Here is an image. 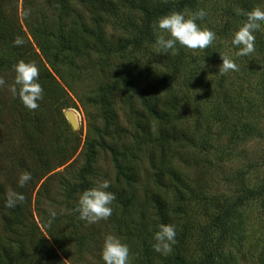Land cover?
<instances>
[{
  "label": "rangeland",
  "instance_id": "obj_1",
  "mask_svg": "<svg viewBox=\"0 0 264 264\" xmlns=\"http://www.w3.org/2000/svg\"><path fill=\"white\" fill-rule=\"evenodd\" d=\"M70 1L88 23V11ZM110 1L116 7L105 19L103 30L110 52L94 45L78 54L65 52L56 60L52 50L49 59L41 56L28 31L39 22L57 38L75 22L74 14L64 18L61 31L56 21L60 7L55 0H30L26 9L22 0H0V78L6 82L0 86V182L17 184L24 171L32 177L27 188L17 186L13 190L22 194L30 190L31 221L28 219L12 240L16 236L18 242L22 237L25 240L27 264H60L57 259L64 264H103L100 248L104 235L113 233L125 240L123 232L114 230L110 217L94 224L80 220L74 211L79 194L72 198L67 194L81 178L89 188L105 179L112 184L119 167L129 161L126 157L115 162L107 151L98 148L92 161L87 155L86 141H95L104 126L98 106L101 98L113 102L117 118V123L106 129L107 138L121 130L124 144L134 151L139 165L132 228H138L143 238L153 235L160 225L152 205L153 193L159 187L154 177L157 167L149 153L153 147L137 144L133 112L139 109L137 90L154 83L162 102H176L172 113L188 134L185 140L165 144L172 155L166 170L173 178V187L166 192L177 209L178 226L173 250L156 264H176L181 257L177 244L187 264H264V31L255 34V52L249 57H236L231 44L245 20L242 13L256 7L264 9V0H196L183 12L205 10L206 16L197 23L213 31L216 38L202 50L177 45L175 54L156 50V37L167 34L156 29L155 21L150 36L139 39L142 45L133 53L132 42L138 40L144 15L128 4L120 5L119 0ZM150 1L160 8L181 0ZM17 37L23 41L18 46L13 43ZM49 45L54 47V42ZM124 46L125 51H121ZM220 56L234 60L236 69L220 75ZM39 58L60 87L40 84L43 94L39 106L30 110L9 93L8 85L14 78L13 64L34 62L39 70ZM175 58L180 66L173 70ZM203 61L205 67L201 68ZM161 76L167 78L166 85H161ZM67 110L76 118V130L64 117ZM153 128L156 130V124ZM38 153L48 166L56 164L55 175L42 177L44 163L38 160ZM63 160L66 163L59 166ZM87 166L89 171L84 170ZM42 184L46 190L39 195ZM36 200L47 214L50 210L57 214L54 234L63 255L56 246L44 252L40 245L44 232L38 226L33 205ZM111 206L120 210L116 200ZM151 243L152 237L148 245ZM140 247L141 242L132 246L137 255H146Z\"/></svg>",
  "mask_w": 264,
  "mask_h": 264
},
{
  "label": "trees",
  "instance_id": "obj_2",
  "mask_svg": "<svg viewBox=\"0 0 264 264\" xmlns=\"http://www.w3.org/2000/svg\"><path fill=\"white\" fill-rule=\"evenodd\" d=\"M55 2L56 5H59L60 7L56 17L57 25H60L57 26L58 29L62 31V23L63 20H65L64 18H67L72 14H74V18L78 21L75 20V22L59 34L57 38H53L54 36L41 27L39 22L35 29L29 30L28 32L34 41V46H36V49L41 56L49 59L48 56L52 50L55 52V54H52V57L57 60L59 55L65 52L78 54L80 50H88L94 45L106 50L107 53L110 52L103 30L105 19L111 16L115 11V3L110 0H75L77 4L80 3L81 6L88 11L87 14H89L90 17L87 23L84 21V18L80 16L78 11L76 12L73 7V2L70 0H55ZM119 2H121L120 5L122 6L128 4L130 8L139 10L143 13L145 18L144 25L139 31L138 40L132 42L131 50L134 53L140 49L142 45L141 40L150 36L151 23L155 21L157 17L174 10L184 11L190 9L195 5L196 0H181L179 3L172 2L160 8L152 5L150 0H119ZM30 6V0H22L23 9ZM19 34L23 35L22 32H19ZM1 36L3 39L7 38L4 34ZM139 39L141 40L139 41ZM52 42H54V47L51 48L49 44ZM27 45L30 46L31 50H35L33 43L27 41ZM125 48V46L123 49L121 48V51ZM112 51L113 50H111V52ZM124 51L123 54H125ZM33 55L39 56L35 52ZM176 59L177 58H175V60L172 59V61H174L172 63L173 70H176V68L180 66L179 60ZM38 63V82L40 84L50 83L60 87L51 72L42 65L43 63L40 58ZM160 81L161 85L167 84V78L165 76H161ZM136 96L139 103V109L137 112L133 113L135 114L134 129L137 144L142 146L150 144L151 147H153L149 153L152 161H155L157 167L154 177L159 187L156 188L152 197V205L155 209V215L160 221V225L171 224L176 228L178 226L175 218L177 209H174L175 205L170 201L168 193L166 192V190L173 187V178H170L169 172L166 170L169 163H171L172 155L168 154L165 144L179 139L185 140L187 139L188 134L183 127L179 126L176 114L172 113L176 102H162L154 83L153 86L149 88L147 87L145 90H137ZM98 106L102 113L104 126L95 141H86V151L87 155L90 156V161L93 159V154H95L94 150L96 148L107 151L115 162L118 160L123 161L126 157L129 158V161L119 167L117 179L110 184V188L108 189V191L115 193V200L120 204V210L113 209L112 211V215L110 216L111 223L115 231L123 232L124 235H126L123 242L130 245L129 264H156L158 260L165 259V255L153 251L151 246L152 243L148 245L152 234L149 233L146 238H143L141 233H138V228H132V226H135L132 214L136 193L135 187L136 183L139 181V165L137 163V158L134 151H129V148L124 144L125 137L123 136L125 134L121 130L120 132L115 133L116 135H114L112 139L107 138L108 135L106 129L117 123L113 102L109 99L101 98L98 102ZM60 108L61 110L64 109L63 107ZM15 122L16 121H14V123ZM155 124L156 130L153 128V125ZM23 133H25V131ZM104 138H107L109 141L106 142ZM2 155L3 154L1 153V159ZM37 155H39L38 160L41 163H44L42 177L52 173L56 168V164L55 166H48L45 164L46 162L43 160L41 153H38ZM65 163L66 160H63L59 166L64 165ZM84 170L89 171V166ZM6 174L7 172H4L3 176L5 177ZM51 175L55 174L52 173ZM17 186L18 185L15 184V182L10 183V180L9 182H0V264H27L26 260L29 256L26 252V242L23 240V237L19 242L17 241V239H19L17 236L15 237V240H12V238L15 234L17 235V230H22L24 228L23 226L27 224L28 219L31 221L30 213L28 212V209H30L31 206L30 190L25 189V194H23L25 198L22 202L18 203L17 207L9 209L4 206L7 193L13 191ZM24 187L27 188V186ZM87 188H89L88 183L84 178H81V182L71 188V191H68L67 194L72 198ZM44 190H46L45 184H42L40 190H38V194L40 195ZM33 205L36 207L35 212L40 220L38 226H40L44 232V235L43 237L41 235L40 240V245L43 248V251L46 252L47 250L50 252L52 251V248L55 249L56 246L59 254L63 255L64 250L59 243V238L54 234V224L56 219L49 224L48 214L40 208L39 201L36 200ZM33 228L35 231L40 232L37 226H33ZM137 241L141 242L142 250L147 252L146 255H137L136 250L132 248V246L136 247V244L139 243ZM176 250L177 253L181 255V257L178 256L176 264H187L185 254L180 251L179 244H177ZM143 253L145 254V252ZM210 255L209 252L208 257H210ZM144 256H146V258ZM57 260L60 264H64L61 260Z\"/></svg>",
  "mask_w": 264,
  "mask_h": 264
},
{
  "label": "clouds",
  "instance_id": "obj_3",
  "mask_svg": "<svg viewBox=\"0 0 264 264\" xmlns=\"http://www.w3.org/2000/svg\"><path fill=\"white\" fill-rule=\"evenodd\" d=\"M244 22L235 31L231 38V44L236 49V57H249L255 52V34L264 31V9L259 7L242 13ZM206 11L197 9L191 13L183 11H170L156 18V29L161 34L155 39L154 46L159 53L175 54L177 45L190 50L205 49L216 38L215 33L197 21H202ZM14 45H20L23 41L16 38ZM220 75L234 71L237 67L234 60L220 56ZM204 61L202 67L204 68ZM14 73L13 82L8 85L9 93L18 98L28 109L38 108V101L42 98L43 89L38 82V68L34 62L17 61L12 65ZM5 80L0 78V86L5 85ZM31 174L27 171L21 172L17 178V184L23 188L30 180ZM110 183L102 180L93 187L83 190L75 204L74 211L78 218L89 224L107 220L112 215V203L116 199L115 193L108 191ZM24 195L15 191H9L4 206L12 209L24 200ZM56 212L50 210L48 223L51 224L56 218ZM176 229L171 224H161L152 235V249L156 253L166 255L173 250L176 243ZM100 256L103 264H129L130 252L127 243L113 233L105 234L102 238Z\"/></svg>",
  "mask_w": 264,
  "mask_h": 264
},
{
  "label": "water",
  "instance_id": "obj_4",
  "mask_svg": "<svg viewBox=\"0 0 264 264\" xmlns=\"http://www.w3.org/2000/svg\"><path fill=\"white\" fill-rule=\"evenodd\" d=\"M64 117L69 125V127L72 129V130H76L78 128V124H77V121H76V118L74 116V114L67 110L64 112Z\"/></svg>",
  "mask_w": 264,
  "mask_h": 264
}]
</instances>
